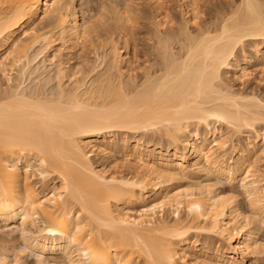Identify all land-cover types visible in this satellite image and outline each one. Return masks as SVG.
Wrapping results in <instances>:
<instances>
[{"label": "bare ground", "instance_id": "obj_1", "mask_svg": "<svg viewBox=\"0 0 264 264\" xmlns=\"http://www.w3.org/2000/svg\"><path fill=\"white\" fill-rule=\"evenodd\" d=\"M5 1L0 264L263 259L264 94L237 92L225 78L255 79L250 64L264 72V0H237L222 10L203 9L201 0H127L128 13L145 3L152 14L139 77L126 29L131 17L117 8L113 21L125 51L111 40L95 53L94 66L82 59L69 67L53 47L60 42L72 57L96 42L97 20L81 18L75 0H0V6ZM115 152L121 163L110 167L106 159ZM223 183L229 188L219 190Z\"/></svg>", "mask_w": 264, "mask_h": 264}, {"label": "rangeland", "instance_id": "obj_2", "mask_svg": "<svg viewBox=\"0 0 264 264\" xmlns=\"http://www.w3.org/2000/svg\"><path fill=\"white\" fill-rule=\"evenodd\" d=\"M140 1H142V0H140ZM233 2L235 3V2H237V0H201L199 2V6L200 7L203 6V9H204L208 5L217 4L220 6V9L222 10L223 7L225 8V7H227V5L233 4ZM75 3L80 10L79 12L82 15L81 18L83 17V19H86V20L89 19L90 21H93V22L95 20L94 23H96V20H97L98 26L96 25L97 28L95 27V29L98 30L97 31L98 38H96V42L89 43V44L87 42V44L85 45V47L83 49L79 48V47H78V49L76 48V51H75L76 53L73 54L74 56L72 55L73 58L67 54L66 49L63 50L62 46H65V45H63V44L61 45V43L58 42L57 45L55 47H53V49L56 48L57 49L56 51L59 50L62 53V57H61L62 60H64L65 62H68L69 67L70 66L73 67L74 65L81 64L82 59H88L87 61L90 64L92 63L91 66L92 65L94 66L93 61L95 60L96 54L97 55L103 54V51L109 47L111 40L113 42L117 41L118 42L117 46L122 51H125L124 38L119 39V32H118L117 28L115 27V24H114L115 21H113L114 15H113V12L111 9H112V7H114V8H117L116 10H118L120 13H122L123 17H125V18H129V16L131 17L130 21L128 22L129 25L126 26V29H131V35H132L131 45L135 46V48H136L135 49L136 58H133V62H134L133 67L136 68L134 75L139 77L141 72H142V68L144 67V64H145L144 62L147 58V57L143 56V54L147 50L149 51V47L151 45V42L148 41V39L152 38L151 32L153 31L152 20H151L152 14H151L150 8H148L149 6L147 7V6H145L146 5L145 3L143 4L142 2H140V3H142V7H140L141 9L139 11L136 10V8H137L136 6L131 5V7L133 8L134 11L132 9H130V10H132V12L128 13V9L126 8V6L128 5V3H131V2L127 1V0H75ZM170 4L172 6L170 13L173 14V16H175L176 21H179L180 16H179V12H178V8L176 7V4H174V2H172ZM6 5H8V3L6 2V4H4V2H3V4L1 6L5 7V8L2 9V7L0 6V8H1L0 10L6 9L8 7V6L6 7ZM101 6L105 7V8H102ZM125 11H126V13H128L130 15L124 14ZM176 26L177 25H172L173 28H176ZM189 29L192 31V29H195V26L191 25L189 27ZM58 46H59V49H58ZM53 49H52V51L49 52L50 57L52 55V52L54 51ZM247 50H249V49L246 48V51ZM71 58H72V60H71ZM237 59H240V57H237ZM90 64H88L87 67H91V66H89ZM248 67L253 71L254 75L252 77L255 79H252V80H249L247 82L242 83V82L234 80L232 73H229L226 76L225 81H227L228 85H230V87H232V89L236 90L237 92H242V91H238V90H242V89H243V92H245V91H248V89H249L250 92L251 91L254 93L259 92L258 94L263 96V94H264V72H262V71L260 72L259 70H261V69L253 66V64L248 65ZM100 68H103V66ZM100 68L98 67L99 71H100ZM98 69H96V70H98ZM93 75H95V73ZM260 79L263 80V82L261 84L258 82V80H260ZM28 83L26 82L27 85H28ZM35 83L36 82H33L32 84L35 85ZM65 83L67 85L69 84V82H66V81H65ZM30 86H32L31 83H30ZM238 140H239V143H237V145L241 146L242 144L245 143V138H243V137L238 138ZM235 143H236V141H235ZM232 152H233L232 149H230L227 152V155L232 156ZM92 156H94V155H92ZM91 160H92V162H94L96 164H100V162L102 163V161H100L95 156L91 157ZM106 161L112 162L110 167L111 166L113 167V166L121 163L120 156L117 153L116 154L113 153L111 158L106 159ZM103 163H106V162H103ZM261 164H260V166H261ZM262 166H263L262 168L264 169V164ZM262 168H261V170H263ZM223 184L221 187H219V190L224 189V188L225 189L229 188L228 184H224V185ZM234 188H235L234 192L238 191L237 193H239V189L236 185L234 186ZM239 203L241 205L240 206L241 209H243L242 212L243 211L247 212L248 208H247V205L245 203L244 196L239 197ZM181 216H183V212H181L180 217ZM168 217H171V216L167 215V217H166V214H165V216H163V219L167 220ZM168 219L170 220V218H168ZM258 239H259V242L261 241L262 244L264 243V231L259 233ZM18 240L19 239H17L15 244L13 243L15 245V248L17 247V249L20 246H22L21 241H18ZM203 240L204 239L199 237L197 239L198 244H200V246H204V247L209 248V246L206 244L207 242L204 244ZM212 242H214V241H212ZM14 245H13V247H14ZM32 257L33 256L28 258L29 259V260H27L28 263L34 262V260H33L34 257L33 258ZM261 257L256 258L257 260L256 259H254V260L246 259V260H244V264H264V256H263V259ZM248 260H250V261H248Z\"/></svg>", "mask_w": 264, "mask_h": 264}]
</instances>
